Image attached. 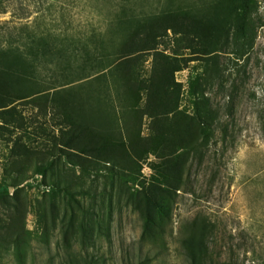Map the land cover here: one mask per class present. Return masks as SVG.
<instances>
[{
	"label": "trees",
	"instance_id": "1",
	"mask_svg": "<svg viewBox=\"0 0 264 264\" xmlns=\"http://www.w3.org/2000/svg\"><path fill=\"white\" fill-rule=\"evenodd\" d=\"M103 1L113 10L108 26L121 28V38L112 51L97 31L88 42L75 45L73 39L58 40L49 33L31 31L29 23L13 25L4 44L0 23V137L9 135L6 141L11 144L13 163L27 167L31 159L40 158V151L31 148L33 134L37 128H47L41 122L32 131V118L19 106L53 114L58 132L47 130L50 148L47 157L34 164L33 173L51 183L50 196H63L61 206L49 198L50 210L42 218L59 224L63 244L70 249L74 241L85 247L96 227L105 234L101 217L97 222L90 208L77 198L88 192L75 189L83 177L93 183L103 177L113 186L114 180L122 182L128 190L127 204L142 220L140 241L162 243L178 192L190 191L191 163L201 164L221 121L220 109L213 108L206 92L217 88L231 96L236 91L237 81L247 76L257 31L264 26L258 17L260 0H198L186 8L165 0L155 10L141 14L132 4L142 0ZM4 13V0H0V16ZM169 34L177 46L174 56L160 51ZM181 52H187L185 57ZM150 56L152 69L147 75L141 63ZM192 61H199L201 68L189 81L192 112L188 114L180 109L181 84L175 74ZM40 66L50 72L48 80L35 75ZM145 122L149 134L142 136ZM17 131L22 134L13 139ZM150 155L157 158L152 163L154 174L148 184L141 183V190L135 189L141 161ZM60 164L73 177L56 172ZM26 167L15 178L9 176L14 174L10 170L0 183V204L12 211L1 240L15 243L17 248L30 233L25 229L27 209L18 201L19 191L11 195V190L25 180ZM53 172L49 183L48 175ZM7 177L12 181L7 183ZM207 230L197 219L186 229L182 246L189 264L202 263ZM66 261L97 264L71 253Z\"/></svg>",
	"mask_w": 264,
	"mask_h": 264
},
{
	"label": "rangeland",
	"instance_id": "2",
	"mask_svg": "<svg viewBox=\"0 0 264 264\" xmlns=\"http://www.w3.org/2000/svg\"><path fill=\"white\" fill-rule=\"evenodd\" d=\"M195 1L198 0H174L184 8ZM164 2L142 0L132 4V8L136 13L150 12ZM4 7L6 13L0 16L4 44L13 25L24 23L30 24L31 31L49 33L58 40L73 39L71 42L75 45L88 42L91 33L97 31L102 33L103 43L111 51L121 38V28L108 26L107 19L113 10L111 4L103 0H4ZM258 17L264 22V0L259 1ZM175 48L177 46L169 34L160 51L174 56ZM186 53L180 54L185 57ZM222 58V61L226 60V57ZM141 67L149 75L151 56L141 63ZM200 68L199 61H192L175 74L176 82L181 84L180 109H185L188 114L192 112L189 81ZM35 75L45 80L51 77L50 72L41 66ZM206 94L213 108L220 109L221 121L201 164L192 161L190 191L178 192L172 222L162 237V243L160 241L157 245L140 241L142 220L127 204L128 190L122 182L114 180L113 186L103 177H98L94 183L83 177L75 189L88 192L77 194V198L90 208L97 222L101 217L105 234H100L96 227L85 247L77 241L72 242L71 249L64 246L59 224L47 223L42 213L50 210L49 198L60 206L62 204V194L50 196V180L54 179L51 175L59 170L72 177L73 173L63 164L57 165L53 174L48 175L50 184L43 182V175L33 173L34 164L40 163L41 157H47L46 149L50 148L51 138L47 130H58L53 125L51 112L43 115L37 108L20 105L23 114L32 118L35 124L30 128L32 131L41 122L46 123L47 129L41 131L37 128L33 134L31 148L40 151V158L35 157L33 162L31 159L27 167L13 163L11 144L8 146L6 141L9 135L0 137V183L10 170L13 169L14 174L9 176L15 178L26 167L25 180L11 190V195L19 191L18 201L27 209L25 229L30 233L23 237L20 248L12 242L5 244L1 235L10 223L12 211L0 204V264H67L69 253L92 259L97 264H137L140 261L144 264H189L182 239L196 219L208 227L206 254L201 264H264V26L257 31L247 76L237 81L236 91L229 96V93L223 95L217 88H212ZM20 134L22 132L17 131L13 139ZM148 134V122H145L142 136ZM149 158L150 162L147 161ZM156 161L157 158L150 155L141 161V169L147 162L153 175L152 163ZM79 174L77 169L76 175ZM6 181L9 183L12 179L7 177ZM46 233L47 237L44 236Z\"/></svg>",
	"mask_w": 264,
	"mask_h": 264
},
{
	"label": "built area",
	"instance_id": "3",
	"mask_svg": "<svg viewBox=\"0 0 264 264\" xmlns=\"http://www.w3.org/2000/svg\"><path fill=\"white\" fill-rule=\"evenodd\" d=\"M150 158L147 160L148 162H150ZM143 167L141 169V174H140V178H139V181L136 182L134 184V188L135 189H139L141 190L142 189V182H145V184H148L151 177H152V171L149 167H147L148 163L147 162H144L143 164ZM46 190L49 191V188L46 187Z\"/></svg>",
	"mask_w": 264,
	"mask_h": 264
}]
</instances>
